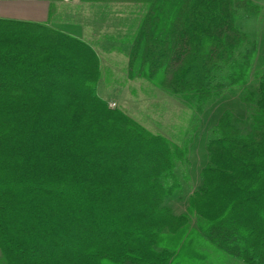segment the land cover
Masks as SVG:
<instances>
[{
    "label": "trees",
    "instance_id": "1",
    "mask_svg": "<svg viewBox=\"0 0 264 264\" xmlns=\"http://www.w3.org/2000/svg\"><path fill=\"white\" fill-rule=\"evenodd\" d=\"M89 1L140 11L122 37L130 78L197 113L245 91L257 47L240 22L259 14L253 0ZM100 77L85 41L0 19L5 264H171L202 235L228 257L264 264V75L242 98L252 113L225 111L212 127L201 185L181 215L165 202L179 189L187 146L110 108Z\"/></svg>",
    "mask_w": 264,
    "mask_h": 264
},
{
    "label": "rangeland",
    "instance_id": "2",
    "mask_svg": "<svg viewBox=\"0 0 264 264\" xmlns=\"http://www.w3.org/2000/svg\"><path fill=\"white\" fill-rule=\"evenodd\" d=\"M81 1L56 0L50 17L34 14L32 11L38 7L26 2H9L3 7L9 11L7 20H43L45 23H37H47L51 28L90 44L100 60L99 97L106 100L110 108L122 110L151 133L162 135L177 146H187L185 160L177 163L175 168L179 189L165 202L174 214H186L188 198L199 189L201 171L209 161L205 146L212 127L225 111L244 119L253 111V106L242 101V98L247 91L257 90L258 80L264 75V0H253L260 8L259 14L240 22L243 31L257 47L245 91L224 96L214 105L205 107L201 113L148 82L129 77V45L122 41V37L132 33L129 27L132 25L133 28L136 24L139 10L127 4ZM189 219V227L196 228L197 218L190 215ZM0 264H5L1 253ZM171 264L244 263L218 251L202 235Z\"/></svg>",
    "mask_w": 264,
    "mask_h": 264
},
{
    "label": "crops",
    "instance_id": "3",
    "mask_svg": "<svg viewBox=\"0 0 264 264\" xmlns=\"http://www.w3.org/2000/svg\"><path fill=\"white\" fill-rule=\"evenodd\" d=\"M9 2H26L27 5H34V7H38L37 9L33 10L32 12H34V14H39L42 17L46 16L49 17V7L51 6V4L53 5L56 0H0V19H8L9 17H7L8 14V10H6L5 6L6 3ZM48 19V18H47ZM15 20V19H14ZM19 21H28L29 20H19ZM30 22H41V23H45V21H37V20H30Z\"/></svg>",
    "mask_w": 264,
    "mask_h": 264
}]
</instances>
